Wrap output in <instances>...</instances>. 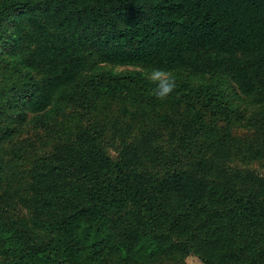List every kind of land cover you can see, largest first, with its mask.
I'll return each instance as SVG.
<instances>
[{
    "label": "trees",
    "instance_id": "trees-1",
    "mask_svg": "<svg viewBox=\"0 0 264 264\" xmlns=\"http://www.w3.org/2000/svg\"><path fill=\"white\" fill-rule=\"evenodd\" d=\"M54 103L48 133L75 131L24 165L20 125ZM254 162L264 0H0V264H264V176L233 167Z\"/></svg>",
    "mask_w": 264,
    "mask_h": 264
},
{
    "label": "rangeland",
    "instance_id": "rangeland-1",
    "mask_svg": "<svg viewBox=\"0 0 264 264\" xmlns=\"http://www.w3.org/2000/svg\"><path fill=\"white\" fill-rule=\"evenodd\" d=\"M102 72H110L113 74H129L133 72H140L148 76L150 70H146L139 67L134 66H111L107 64H101L96 69L95 73ZM88 76V75H86ZM203 80L196 79L195 82L199 83ZM204 82V81H203ZM232 93V90H230ZM233 105L237 107L240 111H242L247 118H250L260 112V107L255 106L252 103L251 99L243 98L238 99L235 98L234 94H232ZM74 106H71L73 109ZM76 108V107H75ZM58 109L56 104L54 103L46 112L41 114H27L26 122L23 125H20L18 135L14 138L13 144L16 147L20 148L22 151L26 153V158L23 159L24 165L32 161L35 157L48 155L52 150L53 146L56 142L66 141L69 137H71L75 131L74 128H69L65 133L59 134H50L48 133L49 129H51L54 125L53 121L55 119H59L60 115L58 114ZM51 131V130H50ZM239 133H244L246 130L244 128H240L238 130ZM106 146L108 149V153L111 157L115 158L117 153L116 149L119 147L120 141L114 140L109 134L105 135ZM233 167L242 169V170H250L259 175L264 176V163L263 162H254L250 165H246L243 163H235ZM2 195V190L0 189V196ZM3 206L0 204V210ZM6 216H11L12 218H25L29 219V212L22 207L18 203H13L6 207L5 211ZM187 264H202L200 259L195 256H191L187 260Z\"/></svg>",
    "mask_w": 264,
    "mask_h": 264
},
{
    "label": "clouds",
    "instance_id": "clouds-1",
    "mask_svg": "<svg viewBox=\"0 0 264 264\" xmlns=\"http://www.w3.org/2000/svg\"><path fill=\"white\" fill-rule=\"evenodd\" d=\"M147 79L155 86L152 95L160 101H165L177 88L176 78L168 69L153 68Z\"/></svg>",
    "mask_w": 264,
    "mask_h": 264
}]
</instances>
